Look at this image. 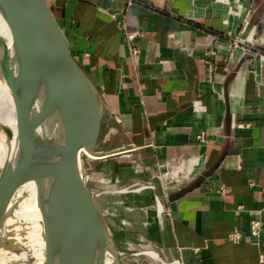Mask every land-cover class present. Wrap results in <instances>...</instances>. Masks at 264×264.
Returning a JSON list of instances; mask_svg holds the SVG:
<instances>
[{"label":"crops","instance_id":"obj_1","mask_svg":"<svg viewBox=\"0 0 264 264\" xmlns=\"http://www.w3.org/2000/svg\"><path fill=\"white\" fill-rule=\"evenodd\" d=\"M138 1L126 11L129 39L113 14L127 0H47L103 93L97 153L121 150L108 159L117 176L138 165L144 177L161 171L165 188L176 180L161 223L168 256L264 264V224L250 232L264 219V0ZM234 229L240 241L229 239Z\"/></svg>","mask_w":264,"mask_h":264},{"label":"water","instance_id":"obj_2","mask_svg":"<svg viewBox=\"0 0 264 264\" xmlns=\"http://www.w3.org/2000/svg\"><path fill=\"white\" fill-rule=\"evenodd\" d=\"M0 86L19 117L16 133L3 122L0 130L36 189L32 201L20 184L5 189L0 259L16 252L24 259L8 264H114L119 250L79 166L99 147L103 93L47 0H0ZM34 240L43 247L32 256Z\"/></svg>","mask_w":264,"mask_h":264},{"label":"rangeland","instance_id":"obj_3","mask_svg":"<svg viewBox=\"0 0 264 264\" xmlns=\"http://www.w3.org/2000/svg\"><path fill=\"white\" fill-rule=\"evenodd\" d=\"M103 140L107 142L108 139ZM99 141L98 149H102V135ZM115 152L121 150L110 151L108 156L102 159H92L85 153L82 155L85 163L84 175L92 191L96 193L113 243L119 250L114 255L115 263L165 264L166 261H173L174 257L166 254V229L161 223L167 213L166 195H169L168 192L173 189L176 180H170L169 176L164 178L167 181L166 189L162 185L161 171L156 169L154 174L150 172L149 180L138 171V165L135 170H131L133 172L130 171L134 173L132 177H126V172L123 176H117L112 169L114 164L108 160ZM120 161L121 165L132 162H129L128 158ZM80 168L82 170V166ZM142 187L143 189H140ZM157 201L162 203L161 213ZM156 252L162 257V261L154 258L153 253Z\"/></svg>","mask_w":264,"mask_h":264},{"label":"bare ground","instance_id":"obj_4","mask_svg":"<svg viewBox=\"0 0 264 264\" xmlns=\"http://www.w3.org/2000/svg\"><path fill=\"white\" fill-rule=\"evenodd\" d=\"M2 122L10 125L13 128L15 133L18 131L19 117L15 109L14 102L11 99V97L5 92V90L0 86V123ZM85 152L88 153L87 154L88 156L90 155L91 157H94L93 159L102 158L108 155V153H105V154L97 153L98 149L95 153L88 152L87 150H85ZM79 165L82 166L81 159H80ZM81 173L84 179L87 180V178L84 175L83 168L81 170ZM16 183L21 185L20 192L22 194H25V193L28 194L29 201L34 200L35 191H36L35 186L32 182H24V176H23L20 162L17 160V158H15V156L9 150L7 143H6L5 134L3 133V131L0 130V209L2 208L5 202L4 201L5 189L7 187L13 186ZM140 189H143V187ZM157 204L160 209L159 213H161L163 211L161 201L160 202L157 201ZM33 236H35L36 239L39 238L37 234ZM35 241L36 240L33 241L32 248L31 247L28 248V253L31 251L30 254L32 253L31 254L32 256L35 255L37 250L43 247V246L40 247L42 245L41 242L38 243ZM153 256L156 260L162 261L161 260L162 257L157 252L153 253ZM23 259L24 258H22V255H19L18 253L14 252L12 254H9L1 258L0 264H8L10 262H13V261L17 262V260L21 261ZM172 260L173 261L171 260L166 261L165 264H181V262L177 260L176 258Z\"/></svg>","mask_w":264,"mask_h":264},{"label":"built area","instance_id":"obj_5","mask_svg":"<svg viewBox=\"0 0 264 264\" xmlns=\"http://www.w3.org/2000/svg\"><path fill=\"white\" fill-rule=\"evenodd\" d=\"M139 2L138 0H127V7L125 8V10L123 12H115L113 13L114 16L118 19L119 25L121 27V29L123 30V32L127 35V37L129 39H131L134 35L135 32L130 31L127 28V24H126V11L127 9L133 5L134 3ZM238 37L236 36V39ZM140 53V50L138 48H133L132 54L133 56H138ZM216 55V50L214 49H209L208 51H206L205 56H206V64L208 67V73H209V77L210 79H212L216 73V67H215V63H214V59ZM248 124H240L239 126H245ZM204 135H202L203 137ZM264 224V219L262 218H254L251 222V227H250V232L252 235L254 236H258L261 233V229H262V225ZM242 232L238 229H234L233 231H231L228 235L229 239H231L232 241H240L242 239ZM261 262H264V253L261 254Z\"/></svg>","mask_w":264,"mask_h":264}]
</instances>
